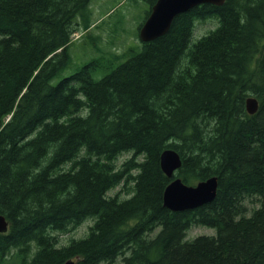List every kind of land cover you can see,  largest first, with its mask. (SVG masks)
Here are the masks:
<instances>
[{"label": "trees", "instance_id": "trees-1", "mask_svg": "<svg viewBox=\"0 0 264 264\" xmlns=\"http://www.w3.org/2000/svg\"><path fill=\"white\" fill-rule=\"evenodd\" d=\"M90 1L0 0V259L264 264V0L197 5L125 60L94 59L54 82L73 34L91 26ZM143 1L147 18L157 0ZM166 148L180 152L185 183L218 177L211 202L164 205ZM119 185L124 198L108 193ZM87 219L85 236L59 246L57 232ZM197 225L215 234L188 239Z\"/></svg>", "mask_w": 264, "mask_h": 264}, {"label": "rangeland", "instance_id": "rangeland-1", "mask_svg": "<svg viewBox=\"0 0 264 264\" xmlns=\"http://www.w3.org/2000/svg\"><path fill=\"white\" fill-rule=\"evenodd\" d=\"M150 5L143 0H91L88 8L89 20L91 26L84 29L81 22L77 32L72 36L70 44L71 61L69 66L64 69L55 79L58 82L63 76L70 75L78 71L86 63L103 57L115 55L120 57V62L125 60L127 56L142 48L140 39V25L145 20ZM218 25L216 18L197 20L194 27L193 38H199L208 30L214 29ZM108 69H99L98 75L101 76L108 72ZM131 154H123L117 159L120 165L124 160L129 158ZM178 174V172H177ZM195 182L194 184H196ZM121 185L113 188L108 193L114 195L120 192L121 198L127 194L121 190ZM91 219L85 220L77 227L67 232H57L59 246L67 244L72 238H81L87 234ZM201 234H215V229L207 226H192L187 230L186 237L192 239ZM19 256L8 259H0V264H19Z\"/></svg>", "mask_w": 264, "mask_h": 264}, {"label": "water", "instance_id": "water-1", "mask_svg": "<svg viewBox=\"0 0 264 264\" xmlns=\"http://www.w3.org/2000/svg\"><path fill=\"white\" fill-rule=\"evenodd\" d=\"M226 0H157L152 6L150 15L140 29L142 41H151L166 34L174 20L180 13L203 4L214 3L222 5ZM246 109L249 114L259 110V101L255 96L246 99ZM160 165L164 173L171 178L164 190V205L173 211L194 209L211 202L218 188L216 175L198 181L196 184H187L176 172L182 165L180 153L174 148H166L160 155ZM9 221L4 214H0V233L7 232ZM65 264H73L67 261Z\"/></svg>", "mask_w": 264, "mask_h": 264}, {"label": "bare ground", "instance_id": "bare-ground-1", "mask_svg": "<svg viewBox=\"0 0 264 264\" xmlns=\"http://www.w3.org/2000/svg\"><path fill=\"white\" fill-rule=\"evenodd\" d=\"M213 4H214V3H213ZM216 5H218V4H216ZM177 151H178V150H177ZM179 153H180V152H179ZM182 162H183V161H182ZM31 249H32V248H31ZM35 250H36V249H35ZM35 250H34V251H35Z\"/></svg>", "mask_w": 264, "mask_h": 264}]
</instances>
